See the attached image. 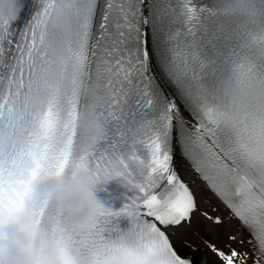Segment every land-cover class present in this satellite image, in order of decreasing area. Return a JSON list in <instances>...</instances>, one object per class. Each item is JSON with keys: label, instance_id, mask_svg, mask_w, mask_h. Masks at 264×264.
<instances>
[{"label": "snow or ice", "instance_id": "6c2138e0", "mask_svg": "<svg viewBox=\"0 0 264 264\" xmlns=\"http://www.w3.org/2000/svg\"><path fill=\"white\" fill-rule=\"evenodd\" d=\"M253 91L264 0H0V133L23 131L0 152V223L27 212L55 264H264ZM89 109L102 139L80 155ZM177 157L214 201H198ZM69 167L99 185L87 235L33 188Z\"/></svg>", "mask_w": 264, "mask_h": 264}, {"label": "clouds", "instance_id": "9594fccd", "mask_svg": "<svg viewBox=\"0 0 264 264\" xmlns=\"http://www.w3.org/2000/svg\"><path fill=\"white\" fill-rule=\"evenodd\" d=\"M21 4L22 0H14ZM19 12L4 13V19L15 23ZM86 93L81 90L80 95ZM251 99L254 103L264 104V92L253 91ZM18 119L13 116V127ZM78 134L82 140L77 144L76 151L87 155L95 149L102 139V133L91 116V110L82 113L78 122ZM22 130L13 132L5 129L0 133V152L19 149V136ZM66 177V178H65ZM65 177L48 178L37 181L34 191L41 203L58 209L70 221V230L77 235H87L98 212V202L93 197L99 185L90 183L85 174L76 173L70 167ZM0 238L4 246L0 249V264H55L57 253L44 238L43 233L31 227L29 214L24 212L0 223Z\"/></svg>", "mask_w": 264, "mask_h": 264}, {"label": "bare ground", "instance_id": "6f19581e", "mask_svg": "<svg viewBox=\"0 0 264 264\" xmlns=\"http://www.w3.org/2000/svg\"><path fill=\"white\" fill-rule=\"evenodd\" d=\"M177 163L179 166L180 176H182L184 179H186L193 186V189L197 194L198 201H200L202 197H206L208 201H214L215 198L212 196V194L206 188H203V187L197 188L196 187V185H201L202 182L199 181V179L196 177V174L194 172H192L191 169L186 166V162L180 160V158L177 157ZM192 181H195V184H193ZM200 206L202 208H207L208 203L202 202L200 204ZM221 210L222 211L224 210L222 206H221ZM229 230L235 231V229H229ZM194 255H195V253H194Z\"/></svg>", "mask_w": 264, "mask_h": 264}]
</instances>
